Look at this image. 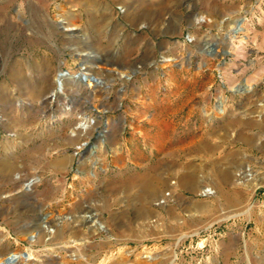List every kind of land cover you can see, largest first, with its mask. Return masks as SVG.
Returning <instances> with one entry per match:
<instances>
[{"label": "rangeland", "instance_id": "1", "mask_svg": "<svg viewBox=\"0 0 264 264\" xmlns=\"http://www.w3.org/2000/svg\"><path fill=\"white\" fill-rule=\"evenodd\" d=\"M0 102V264H264V0H0Z\"/></svg>", "mask_w": 264, "mask_h": 264}, {"label": "bare ground", "instance_id": "2", "mask_svg": "<svg viewBox=\"0 0 264 264\" xmlns=\"http://www.w3.org/2000/svg\"><path fill=\"white\" fill-rule=\"evenodd\" d=\"M121 8H122V11H124V12L126 11V8H123V7H121ZM196 20L199 21V22H201L203 20L210 21V19L206 18L205 16H201V15L200 16L198 15V18ZM233 23L235 24V26L233 27V29L234 28H237L238 20L234 21ZM71 28H72V25L71 24H68V26L64 27V29H66V30L71 29ZM242 29L243 28H241V25L240 26L238 25L237 31H239V30L241 31ZM190 37L191 38H195V36H193V35H191ZM80 72L82 74H87V75L92 74L90 72V69L87 68L86 66H84L83 68L80 67ZM123 75H124V73H120V76H123ZM125 76H126V79H130V75H125ZM71 78L72 79H75L74 78V75H71V74H69V75H59V76H57L54 79L53 82H55L56 88L52 92V98L55 97V95H56L55 93L56 92H60V91H63L64 90L65 80L66 79H71ZM75 80H77L78 83L86 84L88 87L89 86H95L97 84L94 81H92L90 78H87V80L85 82L83 81V78H81V77L78 78V79H75ZM9 90H12V88H10ZM17 102H21V100L19 99ZM3 109L4 108H3L2 102H0V113L3 111ZM96 120H97V117H87L86 116V118H83V119L80 120V122L78 123L77 126L80 127V128H87V127H89L91 125H94L95 126L97 124L96 123ZM15 135L18 137V134L17 133ZM82 145L83 144H81L80 147H82ZM32 184H33V181L29 182L28 185H27L28 188H30L32 186ZM33 241L38 242L37 239H33ZM12 256H14L13 257L14 259L15 258L21 259L22 254H14Z\"/></svg>", "mask_w": 264, "mask_h": 264}, {"label": "water", "instance_id": "3", "mask_svg": "<svg viewBox=\"0 0 264 264\" xmlns=\"http://www.w3.org/2000/svg\"><path fill=\"white\" fill-rule=\"evenodd\" d=\"M245 19V16L241 17L238 21V25L240 26L241 23L243 22V20ZM190 34L187 35V39L189 41H193L194 38H191L189 36ZM208 47H211L210 49H207ZM203 51H205L206 53L208 54H212L213 52H215V44H210V45H206L204 48H203ZM225 54H229V50H227L225 52ZM85 66L84 62H81L80 63V67L83 68ZM59 75H69L68 71L67 70H63V72H59ZM83 78V81L85 82L87 80V78H90L92 81H94L95 83H97V85H101L103 82L97 77L95 76L94 74H90V75H87V74H82L80 71L77 72L75 75H74V78L75 79H78V78ZM14 256H8L5 261H4V264L5 263H9L11 261L14 260L13 258Z\"/></svg>", "mask_w": 264, "mask_h": 264}]
</instances>
